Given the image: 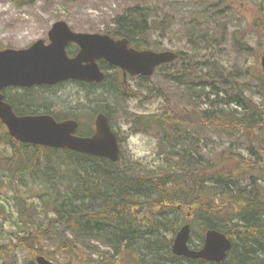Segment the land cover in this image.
I'll return each mask as SVG.
<instances>
[{
  "label": "trees",
  "instance_id": "1",
  "mask_svg": "<svg viewBox=\"0 0 264 264\" xmlns=\"http://www.w3.org/2000/svg\"><path fill=\"white\" fill-rule=\"evenodd\" d=\"M158 16L151 7L135 4L118 14L106 32L129 39L137 49L160 51L174 26L168 16L161 21ZM199 16L202 24L193 18L184 29L191 53L181 48L174 63L158 69L166 86L154 95L164 97L165 110L127 117L134 133L157 134L158 154L165 158L157 167L125 162L123 150L120 160L112 162L20 143L0 121V194L8 191L15 208L8 213L0 200V262L17 264L18 253L25 252L32 257L30 264H36L37 255L56 264L102 259L108 264H215L173 253L175 235L189 223L195 248H201L209 229L231 239L222 264H264V75L259 64L264 30L257 46L246 42L243 31L233 32L236 52L244 59L253 55L258 63L234 70L217 57L199 58L203 49H224L229 42L216 37L218 28L226 33L221 15L209 18L204 10ZM101 66L108 67L105 62ZM117 74L112 87L105 81L107 93L116 92L127 103L133 92ZM50 89L5 95L19 115L44 112L59 121L79 119L72 107L54 104L57 94ZM172 89H182L181 96H167L175 93ZM180 101L196 107L179 109L175 104ZM111 107L96 113L104 112L112 123ZM93 133L83 124L78 130L83 136ZM36 188L40 200L34 198ZM9 222L16 232L7 235Z\"/></svg>",
  "mask_w": 264,
  "mask_h": 264
},
{
  "label": "rangeland",
  "instance_id": "2",
  "mask_svg": "<svg viewBox=\"0 0 264 264\" xmlns=\"http://www.w3.org/2000/svg\"><path fill=\"white\" fill-rule=\"evenodd\" d=\"M135 4L151 7L159 15L157 17L159 21L168 16V21L174 28L170 31L169 38L165 41L162 40L164 42L163 49L179 51L184 48L191 53L187 45V33L184 29L188 28L193 18V21L202 24L203 20L199 15L205 10L209 18L219 14L226 21V33L220 34L218 28L216 37L227 39L229 42L224 49L215 47L211 48L210 52L203 49V56L200 54L199 58L213 59L217 57L225 61L229 67H236L234 70L245 68L241 66L244 63L247 67L258 64L253 55H245L247 58L244 59L243 56H240L241 54L236 52L232 34L236 31H243L246 42L257 46L258 39L262 35L261 30H264V0H0V48H27L40 39L45 40L48 44V32L52 25L60 20L66 21L77 32L104 34L108 30L107 27L113 25V19L118 14ZM159 40L161 39L159 38ZM261 50L263 49H258V53ZM111 79L110 76L107 83L108 88L112 87L113 80ZM126 85L128 90L133 92L127 103L121 101L119 96L115 97L116 92L109 95L110 93L107 91L111 90H108L105 84L95 90L89 89L94 91L91 94L87 93L88 90L69 82L57 88L55 91L57 96L53 95L56 100L54 104L60 107L71 105L73 113L87 128L89 125L94 127L97 109L112 104V125L119 136L121 148L124 151V161L134 160L144 167L155 168L165 160L158 154L157 134L153 132L134 133L127 117L129 113L133 112L139 114L159 112L160 114L165 110L167 103L164 97L160 94L154 95L158 88L160 90L166 86L163 75L157 72L149 80L137 77L128 78ZM181 90L172 89L171 92L175 93L167 96L177 95L180 97ZM186 103L187 106L183 101L175 105L179 109H182L183 106L193 109L196 107L195 104L189 107L188 102ZM205 107L202 105L201 108ZM242 151L243 156L246 157L245 153L248 154V152L245 145ZM50 179H55V177L51 176ZM34 192V198L40 200L37 193H41V189L36 188ZM6 194H9L8 191H5L3 195L0 194V200L5 202L4 208L11 214L15 212V208L13 204L10 205L11 202ZM24 194L26 195V193ZM6 199L9 203L5 201ZM5 231L7 235L16 232L13 222L6 223ZM193 236L195 241H200L198 235ZM192 247L194 246L192 245ZM29 261H32L30 255L25 252L18 253L17 264H30ZM67 264L78 263L75 261L69 263L68 260ZM95 264H108V262L102 259Z\"/></svg>",
  "mask_w": 264,
  "mask_h": 264
},
{
  "label": "water",
  "instance_id": "3",
  "mask_svg": "<svg viewBox=\"0 0 264 264\" xmlns=\"http://www.w3.org/2000/svg\"><path fill=\"white\" fill-rule=\"evenodd\" d=\"M50 44L38 40L26 49H0V119L18 141L52 148H69L93 156L107 158L113 162L120 158L117 134L109 118L100 113L96 116V132L93 136L75 135L78 122L57 121L51 115H17L5 100L6 87H34L55 85L67 80L101 83L106 73L99 61L120 67L124 77L152 76L156 68L173 62L177 53L172 50L157 52L138 50L130 46L126 38L115 39L106 34L74 32L65 21L56 22L49 32ZM71 42L80 46L75 57H70L67 47ZM264 72V53L261 56ZM191 228L183 226L173 241V252L192 259L222 262L231 248L229 238L222 232L208 230L204 246L200 250L189 247ZM38 264H55L44 256L37 257Z\"/></svg>",
  "mask_w": 264,
  "mask_h": 264
},
{
  "label": "bare ground",
  "instance_id": "4",
  "mask_svg": "<svg viewBox=\"0 0 264 264\" xmlns=\"http://www.w3.org/2000/svg\"><path fill=\"white\" fill-rule=\"evenodd\" d=\"M183 227V226H182ZM181 227V228H182ZM209 230H216V229H209ZM208 231V230H207ZM216 231H219V230H216ZM219 232H221V231H219ZM223 233V232H222ZM225 234V233H224ZM228 237V236H227ZM229 238V237H228ZM229 240H230V242H231V248H230V250L232 249V246H233V243H232V241H231V239L229 238ZM191 248L193 249V250H198V249H200V247L199 248H195V247H192L191 246ZM229 250V251H230ZM229 251H228V253H227V257H226V260H227V258H228V254H229Z\"/></svg>",
  "mask_w": 264,
  "mask_h": 264
},
{
  "label": "flooded vegetation",
  "instance_id": "5",
  "mask_svg": "<svg viewBox=\"0 0 264 264\" xmlns=\"http://www.w3.org/2000/svg\"><path fill=\"white\" fill-rule=\"evenodd\" d=\"M88 85L92 86L93 88H94V87H98L97 84H88Z\"/></svg>",
  "mask_w": 264,
  "mask_h": 264
}]
</instances>
